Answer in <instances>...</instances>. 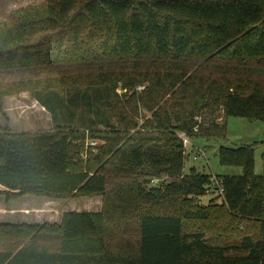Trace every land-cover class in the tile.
I'll list each match as a JSON object with an SVG mask.
<instances>
[{"label":"trees","instance_id":"trees-1","mask_svg":"<svg viewBox=\"0 0 264 264\" xmlns=\"http://www.w3.org/2000/svg\"><path fill=\"white\" fill-rule=\"evenodd\" d=\"M22 90L54 127H0V197L87 204L46 221L8 206L0 264H264L255 147H219L243 173L218 175L224 194L203 203L212 173L186 171L181 136L219 137L229 115L264 121V0L20 5L0 19V110Z\"/></svg>","mask_w":264,"mask_h":264},{"label":"rangeland","instance_id":"rangeland-1","mask_svg":"<svg viewBox=\"0 0 264 264\" xmlns=\"http://www.w3.org/2000/svg\"><path fill=\"white\" fill-rule=\"evenodd\" d=\"M40 1L42 0H8L7 5L0 10V19L5 18L13 8L29 2ZM118 91L123 93L126 89L119 87ZM3 104L4 112L0 110L1 128L8 126L16 131H36L51 130L54 127L51 113L39 103L30 90H22L5 96ZM143 116L145 117L144 112L140 118L141 122L144 120ZM225 121L226 131L219 137H189L190 143L186 146V171L190 167L195 166L199 170L216 175H240L243 173L241 166L220 163L219 147L221 145L230 147L253 145L255 147V170L257 174H262L264 171L262 158L264 151V121L236 115L227 116ZM102 143L99 139L92 140L87 138L85 146L87 150L91 149V151L95 152L96 147ZM81 157L84 161H87L88 153L84 152ZM75 161L78 162L79 160L75 159ZM25 197H27L25 200L22 199L17 202H10L4 196L0 197V221L17 219L16 213L12 214L8 211L9 207H27L28 211L25 219L46 221L62 215L64 209L76 208V203H81V207L78 209H82V206L87 204L85 200H77L78 202L74 201L72 204L70 200L52 201L50 199V201L48 199L43 201V198L31 194L25 195ZM200 200L203 203H208L210 200L209 195L200 197ZM217 201L220 202L219 199ZM21 202L27 205L25 206ZM69 203L70 206H68ZM52 208H55V210L52 211ZM22 211L24 212V210ZM246 224V222H243L240 228L245 229L243 226H246Z\"/></svg>","mask_w":264,"mask_h":264},{"label":"built area","instance_id":"built-area-1","mask_svg":"<svg viewBox=\"0 0 264 264\" xmlns=\"http://www.w3.org/2000/svg\"><path fill=\"white\" fill-rule=\"evenodd\" d=\"M142 88L143 86H139V89H142ZM181 136L185 141V144H186L185 146H188L190 143L189 137L184 133H182ZM153 182L154 183L158 182V179H154ZM224 191H225V188L223 185V179L220 176L212 173L211 183L207 185L206 193L208 195H223Z\"/></svg>","mask_w":264,"mask_h":264}]
</instances>
